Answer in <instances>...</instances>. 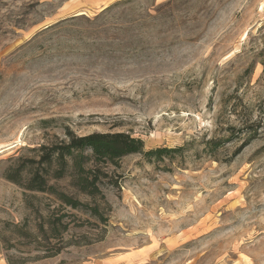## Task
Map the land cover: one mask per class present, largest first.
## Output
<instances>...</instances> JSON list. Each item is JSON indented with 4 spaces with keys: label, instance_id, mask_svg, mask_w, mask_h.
Wrapping results in <instances>:
<instances>
[{
    "label": "rangeland",
    "instance_id": "1",
    "mask_svg": "<svg viewBox=\"0 0 264 264\" xmlns=\"http://www.w3.org/2000/svg\"><path fill=\"white\" fill-rule=\"evenodd\" d=\"M67 127L180 149L49 181L97 217L27 188ZM0 264H264V0H0Z\"/></svg>",
    "mask_w": 264,
    "mask_h": 264
},
{
    "label": "trees",
    "instance_id": "2",
    "mask_svg": "<svg viewBox=\"0 0 264 264\" xmlns=\"http://www.w3.org/2000/svg\"><path fill=\"white\" fill-rule=\"evenodd\" d=\"M63 132L65 138L59 142L40 144L35 149L38 156L36 160L31 159V162L37 167L27 178V188L39 192L47 190L55 193L65 205L81 210L87 209L97 217L101 215L99 206L83 203L64 191L58 190L57 186L49 184V181L70 177L76 190L94 197L100 192L99 184L104 176L102 174H105L100 164L117 165L120 158L129 154H142L148 160H162L168 158L173 151L180 149V147H155L146 150L142 139L123 131H96L79 136L67 127ZM246 138L248 142L253 135L247 133ZM225 141L226 139L217 141L215 147L222 146ZM55 230L56 228H53V231ZM59 251L60 248H56V251L48 256L55 255Z\"/></svg>",
    "mask_w": 264,
    "mask_h": 264
}]
</instances>
